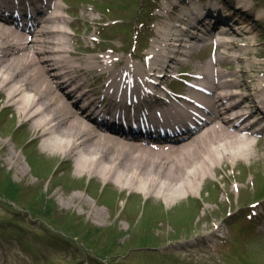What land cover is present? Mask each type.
<instances>
[{
    "label": "rangeland",
    "instance_id": "374dc122",
    "mask_svg": "<svg viewBox=\"0 0 264 264\" xmlns=\"http://www.w3.org/2000/svg\"><path fill=\"white\" fill-rule=\"evenodd\" d=\"M87 1L88 8L95 9L94 16L105 19L106 25L114 21L116 25L100 37L97 27L78 21L81 24H77L75 32L80 41L74 47L79 50L89 46V50L93 47L97 52L117 46L123 58L131 62L139 54L154 56L152 48L158 47L160 38L156 27L180 24L178 19L174 22L170 15L166 17L163 8L180 6L181 10L185 2ZM238 1L250 5L260 26L234 37L226 36L240 42L245 58L242 62L229 60L223 70L233 75L244 69L247 81L256 86L264 78V0ZM75 5L82 10L84 3ZM107 6L114 13L104 11ZM141 11L147 14L144 24L139 21L144 16ZM176 33H182L181 40L172 41L173 47L168 48L189 51L180 46L190 43L183 40L187 34L174 26L172 34ZM95 38L101 42L94 43ZM225 51L223 47L218 49ZM167 53L166 60L175 55L185 62L166 67L164 73L154 63L152 73L156 69L162 77L167 72L183 78L200 70L194 64L210 61L206 49L196 51L190 58ZM232 53L238 54L234 49ZM148 68L147 63L142 65L144 71ZM241 75L237 77L243 81ZM241 91L251 93L244 88ZM8 104L0 96V264H264V215L260 210V217L255 215L251 221L246 218L250 204L264 202L257 195L264 192V145L260 142L257 149L255 146V160L219 166L218 172L211 171L212 178L201 184L202 190L169 206L160 198L121 191L113 183L109 188L89 177L77 181L74 162L47 158L29 126ZM12 154L20 159L18 166ZM181 154L174 157L179 160ZM73 194L81 198L69 202Z\"/></svg>",
    "mask_w": 264,
    "mask_h": 264
},
{
    "label": "bare ground",
    "instance_id": "6f19581e",
    "mask_svg": "<svg viewBox=\"0 0 264 264\" xmlns=\"http://www.w3.org/2000/svg\"><path fill=\"white\" fill-rule=\"evenodd\" d=\"M88 4V1L85 0L82 10L77 7L72 13L75 17L77 16V22L81 20L84 22L83 24L89 23L91 28H95L99 26L102 19L94 16L95 9H89ZM244 6L245 10H243L244 7L241 10L249 16L245 19L244 26H224L222 29L230 37L246 33L249 30H256L260 26H258V20L254 21L256 24L247 23L246 20H249L253 15L246 8L247 6ZM65 8L63 2L60 1L52 16L40 19L38 36L32 40H29L24 32L15 31L0 23V96L9 103V108L18 113L22 123L29 126L41 145V150L48 155L47 158L61 157L66 161L72 160L77 181L89 177L90 180L101 181L109 188L108 185L113 183L121 191L139 193L148 199L160 198L169 206H173L178 200L188 198L189 195H195L199 185L205 181L211 171L218 172L219 166L237 165L240 161L251 162L256 159L255 146L256 149L258 147L253 141L257 133H252L250 129L239 131L233 124L225 125L226 120L230 119L232 115L217 118L218 122L223 119L224 123L215 124L214 127L201 133L198 138L192 141L193 145H190L192 143L184 144L168 152L136 146L110 136L101 135L96 131L92 120L88 116H84L82 108H77L78 104L72 101V93L77 95L81 91L79 97L84 98L82 100L87 103V106L91 105L92 101L101 103L99 94L90 83L93 79L92 76H96L101 71L103 76L108 77L110 88L107 89V93L120 85L122 91L125 92H115L116 97H131L134 87L126 88L122 83L124 77L128 79L127 73H134L141 80H145L150 75H145L137 64L130 66L128 61L124 62L123 72L116 73L113 69L114 63L123 62V57H121L117 46H111L112 56L90 54L89 46L77 50L74 44L80 41V38L73 31L69 16L64 14ZM217 9L221 10V7L218 6ZM201 18L210 21L209 28L215 25L213 30L206 35L205 33L200 34L202 39H205L215 32L214 28L217 22L209 10ZM214 22L216 24H213ZM237 22L239 21L237 20L235 23ZM194 26L191 22V28ZM188 28L190 26L185 32H188ZM241 28L243 30L239 31L238 29ZM155 32L160 38H158V47L157 45L153 46L155 54L152 60L162 71H165L166 67L170 68L173 64L185 62L181 57H174L175 55L166 60L167 52L170 54L175 52L178 56L184 52L187 54L186 57L190 58L199 49V45L192 44L189 39L183 40L189 41L190 45L180 43L181 47L190 48L189 51H180L177 48L169 49L168 47H173L172 41L181 40L179 34L177 36L172 34L174 26L171 24L162 29L156 27ZM216 38L220 39L218 43L226 51L219 57L217 56L213 63L208 62L200 67L202 72L195 74L199 80L193 87H190L188 98L190 99L192 96L194 101L203 100L207 107H216L231 99L228 106L233 104L234 110H237L234 117L240 119L249 114L252 116V120L256 121L254 120L256 112L263 110L260 100L258 101L256 97L250 98L244 92L232 91L234 88L240 90V86L247 91L254 89L244 74L246 70L235 71L234 78L224 80L219 84L211 81L215 76L224 79L228 75L227 72L218 68V64L223 65L231 59L242 62L245 58V53L241 51L240 42L237 39H224L221 35ZM241 39L248 40L247 37ZM92 49L96 48L92 47ZM164 49L166 51H163ZM233 49L238 54L232 53ZM194 68H199V66L194 64ZM240 73H242L243 81L237 77ZM200 85L208 86V91L215 92V96H201L197 91L200 90L197 88ZM259 86L255 90L261 89V92H264V81ZM154 87L159 91L158 85ZM65 88H70L69 93L65 92ZM146 90L144 89L145 96L148 95L145 93ZM262 99H264V95ZM249 102L251 104L247 105ZM259 125L260 121L257 126ZM192 146L195 148L192 149ZM180 152L186 154L179 155V160H177L174 155ZM11 159H16L15 163L17 166L19 165L20 159L17 155L12 154ZM79 197L81 198L80 195L73 194L69 198V202H73Z\"/></svg>",
    "mask_w": 264,
    "mask_h": 264
}]
</instances>
